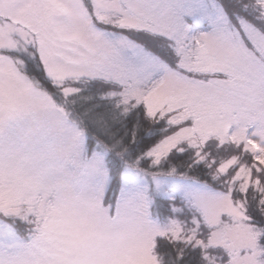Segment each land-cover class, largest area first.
I'll return each instance as SVG.
<instances>
[{
  "label": "snow or ice",
  "instance_id": "obj_1",
  "mask_svg": "<svg viewBox=\"0 0 264 264\" xmlns=\"http://www.w3.org/2000/svg\"><path fill=\"white\" fill-rule=\"evenodd\" d=\"M0 264H264V0H0Z\"/></svg>",
  "mask_w": 264,
  "mask_h": 264
},
{
  "label": "rangeland",
  "instance_id": "obj_2",
  "mask_svg": "<svg viewBox=\"0 0 264 264\" xmlns=\"http://www.w3.org/2000/svg\"><path fill=\"white\" fill-rule=\"evenodd\" d=\"M155 211L160 212V219L163 221V219L168 215L169 212V205L167 201H159Z\"/></svg>",
  "mask_w": 264,
  "mask_h": 264
}]
</instances>
